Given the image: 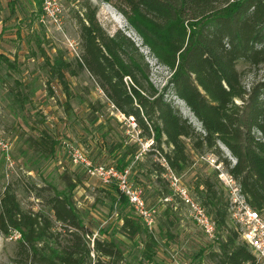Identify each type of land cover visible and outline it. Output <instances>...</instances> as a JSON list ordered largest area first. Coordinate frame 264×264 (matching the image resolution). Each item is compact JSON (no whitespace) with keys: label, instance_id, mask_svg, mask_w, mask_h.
I'll use <instances>...</instances> for the list:
<instances>
[{"label":"trees","instance_id":"obj_1","mask_svg":"<svg viewBox=\"0 0 264 264\" xmlns=\"http://www.w3.org/2000/svg\"><path fill=\"white\" fill-rule=\"evenodd\" d=\"M105 1L128 17L156 56L173 70L165 89L170 87L186 103L202 128L154 85L149 63L135 41L121 29L108 33L97 19V8L88 3L85 14L78 15L82 50L75 58L77 69L61 56L50 64V77L69 93L67 73L87 69L112 104L134 118L140 137L153 140L146 154H158L179 172L195 157L215 153L246 202L264 213V80L248 88L237 67L239 61L252 66L264 63V0ZM0 58L11 63L2 53ZM153 165L161 180L158 173L165 168L160 162ZM204 185L203 203L223 230L219 249L210 250L209 258L215 264H263L232 226L230 203L216 182L207 178ZM113 186L112 199L127 209L120 216V231L134 240L149 233L129 197ZM33 187L47 209L24 208L11 185L1 194L0 236L20 234L8 264H126L124 251L113 239L87 236L68 196L51 186ZM161 193L168 195L170 190L164 187ZM153 240L151 235L146 242L149 259L154 255Z\"/></svg>","mask_w":264,"mask_h":264},{"label":"rangeland","instance_id":"obj_2","mask_svg":"<svg viewBox=\"0 0 264 264\" xmlns=\"http://www.w3.org/2000/svg\"><path fill=\"white\" fill-rule=\"evenodd\" d=\"M44 1L0 0V53L11 60L9 64L0 58V198L11 185L24 208L47 209L36 198L33 186H51L68 196L89 238L98 236L117 242L125 253L126 264H215L208 252L219 249L223 230L217 228L215 238L205 234L183 192L214 218L203 203L204 180L211 178L231 205L230 187L225 188L220 177V172L227 169L224 164L217 168L218 155L208 152L195 157L177 172L158 154H146L153 140L140 137L134 118L112 104L87 69L76 75L67 73L69 93L49 74L50 64L61 56L74 62L77 69L75 58L82 50L78 15L85 14L86 3L97 8V19L108 33L121 29L135 41L149 63L151 81L201 129L186 103L170 87L165 89L173 70L156 56L113 2L50 0L46 8ZM237 67L248 88L264 80V63L252 66L239 61ZM221 148L235 162L223 144ZM76 151L92 165H129L130 184L141 191L145 204L156 210L155 225L149 233L143 232L134 240L120 231V216L127 209L112 199L117 180L105 184L86 165L75 161ZM153 162L165 168L158 173L161 180ZM151 168L153 172L149 173ZM164 187L170 190L168 195L161 193ZM229 213L235 226L230 209ZM151 235L154 255L149 259L146 242ZM19 236L18 232L0 236V264L10 262Z\"/></svg>","mask_w":264,"mask_h":264},{"label":"built area","instance_id":"obj_3","mask_svg":"<svg viewBox=\"0 0 264 264\" xmlns=\"http://www.w3.org/2000/svg\"><path fill=\"white\" fill-rule=\"evenodd\" d=\"M45 7L48 8L50 0H45ZM75 161L86 165L91 174L101 177L105 184H112L117 180L118 188L124 192L130 200L134 210L139 214L149 229L155 225V212L152 207L145 204L141 191L132 187L129 182V170L127 168L120 170L116 165H92L82 153H74ZM203 157V156H202ZM213 161V160H212ZM216 163V161H213ZM218 169L223 166L222 162L216 163ZM220 177L225 182V188L230 187L229 191L233 195L230 205L231 218L235 223V228L239 231L241 239L248 244V247L256 256L257 260L264 264V217L262 212L251 207L245 200L244 195L240 192V187L233 176L228 172H220ZM184 197L190 202L194 219L202 230L211 238L217 236V221L213 216L206 212L205 208L199 203L194 202L183 192Z\"/></svg>","mask_w":264,"mask_h":264}]
</instances>
